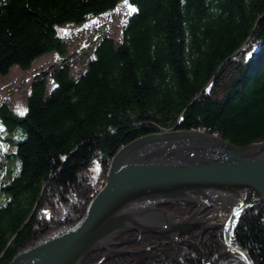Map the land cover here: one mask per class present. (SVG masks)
<instances>
[{
	"label": "trees",
	"instance_id": "trees-1",
	"mask_svg": "<svg viewBox=\"0 0 264 264\" xmlns=\"http://www.w3.org/2000/svg\"><path fill=\"white\" fill-rule=\"evenodd\" d=\"M122 1L0 0V75L13 65L28 70L51 52L62 58L48 80L34 79L23 115L0 102V264L79 220L112 156L136 138L198 130L235 146L264 139V0H127L136 11L120 42L101 37L74 76L56 28ZM11 145L14 152H6ZM9 161L18 172L4 169ZM94 164L99 181L88 174ZM159 208L182 218L196 205L171 201ZM220 232L213 227L183 238L208 263ZM234 238L253 264H264V202L240 219ZM110 248L116 251L94 252L82 264H202L192 247L154 234L125 232ZM212 264L245 262L228 253Z\"/></svg>",
	"mask_w": 264,
	"mask_h": 264
},
{
	"label": "water",
	"instance_id": "water-1",
	"mask_svg": "<svg viewBox=\"0 0 264 264\" xmlns=\"http://www.w3.org/2000/svg\"><path fill=\"white\" fill-rule=\"evenodd\" d=\"M171 201L196 202L197 209L179 218L158 207ZM262 202L264 139L235 146L198 130L152 133L116 151L103 185L79 220L31 243L8 264H81L94 252H115L107 245L125 232L154 234L166 244L192 247L202 264H212L221 252L253 264L234 232L246 212ZM204 208L212 210L201 214ZM212 227L221 228L224 251L203 263L202 252L183 236Z\"/></svg>",
	"mask_w": 264,
	"mask_h": 264
},
{
	"label": "rangeland",
	"instance_id": "rangeland-1",
	"mask_svg": "<svg viewBox=\"0 0 264 264\" xmlns=\"http://www.w3.org/2000/svg\"><path fill=\"white\" fill-rule=\"evenodd\" d=\"M131 8L133 7H131L128 4V1L123 0L121 3L117 5V7L114 10L99 15L89 16L88 18L85 19L83 23L79 25L65 24L58 26L56 28L57 34L67 44L68 52L66 58H69L70 64L72 66V74L74 76H76L77 74L83 71L84 65L93 56V45L101 37H109L112 38L116 43L120 42L123 25L127 20V18L132 14ZM61 60H62L61 57H59L56 53L51 52L38 58L28 70H24L18 65H13L9 69V72L6 75H0V102L6 104L13 112L17 113L18 115H23L26 110V99L30 93L31 85L34 79L44 78L48 80L51 70L55 68L60 63ZM227 70H228L227 73L231 72L229 68ZM227 73H225L224 75L226 76ZM221 83L222 81H220L218 84L221 85ZM48 85L51 87L50 82H48ZM219 92L220 89L214 92L212 96L215 98L219 97L220 96ZM10 137L13 138L15 137V135H10ZM14 150H15V145H11V147L6 148V152H14ZM7 164L8 165L4 166L5 170L9 168L14 172H18L19 170L18 163L16 162L13 163V161H9ZM88 174L92 180L99 181L98 178H100V166L94 164L92 168L88 171ZM195 205L197 209L196 202ZM211 210L212 208H204L201 211V214L208 213ZM228 212L229 211L226 210L223 213L226 215ZM212 214L213 215L217 214V211L212 212ZM114 240L115 238H113L111 242L107 245L108 249L113 250L110 248V246L114 243ZM164 241L166 242L165 239ZM223 249L224 246H223L222 233H221V239L218 241L216 251L218 250L219 252H221L224 251ZM225 254L228 253L223 254L221 252V254L218 255L215 259Z\"/></svg>",
	"mask_w": 264,
	"mask_h": 264
},
{
	"label": "snow or ice",
	"instance_id": "snow-or-ice-1",
	"mask_svg": "<svg viewBox=\"0 0 264 264\" xmlns=\"http://www.w3.org/2000/svg\"><path fill=\"white\" fill-rule=\"evenodd\" d=\"M131 11L134 12V11H136V9L135 8H131ZM21 114H23V113H21Z\"/></svg>",
	"mask_w": 264,
	"mask_h": 264
},
{
	"label": "flooded vegetation",
	"instance_id": "flooded-vegetation-1",
	"mask_svg": "<svg viewBox=\"0 0 264 264\" xmlns=\"http://www.w3.org/2000/svg\"><path fill=\"white\" fill-rule=\"evenodd\" d=\"M207 212V211H206Z\"/></svg>",
	"mask_w": 264,
	"mask_h": 264
}]
</instances>
